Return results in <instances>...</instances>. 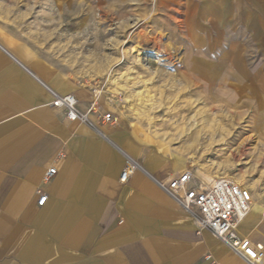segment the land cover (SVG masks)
<instances>
[{"label":"crops","instance_id":"1","mask_svg":"<svg viewBox=\"0 0 264 264\" xmlns=\"http://www.w3.org/2000/svg\"><path fill=\"white\" fill-rule=\"evenodd\" d=\"M139 5L177 15L190 79L264 109V0ZM50 89L74 93L90 121L69 120ZM107 112L111 119L101 117ZM116 112L93 87L0 30V264H207V253L217 264H248L159 185L189 168L191 156L164 148ZM52 166L57 173L45 181ZM40 191L48 196L43 205ZM260 212L251 211L240 233L264 243Z\"/></svg>","mask_w":264,"mask_h":264},{"label":"rangeland","instance_id":"2","mask_svg":"<svg viewBox=\"0 0 264 264\" xmlns=\"http://www.w3.org/2000/svg\"><path fill=\"white\" fill-rule=\"evenodd\" d=\"M150 10L139 0H0V30L35 59L93 87L164 148L187 152L186 170L203 168L206 180L230 177L251 189L261 217L260 101L219 95L190 79V47L174 25L177 15Z\"/></svg>","mask_w":264,"mask_h":264},{"label":"built area","instance_id":"3","mask_svg":"<svg viewBox=\"0 0 264 264\" xmlns=\"http://www.w3.org/2000/svg\"><path fill=\"white\" fill-rule=\"evenodd\" d=\"M50 91L53 94L52 105L64 109L69 120L90 121L88 113L79 108V101L74 93L60 94L52 89ZM90 111L98 112L96 101L91 103ZM101 117L111 119L112 112ZM63 156L61 154L58 158L62 159ZM135 167L136 163L127 166L121 180L126 181ZM56 173V166L50 167L45 174V181H49ZM159 185L194 215L200 229L212 231L248 264H264V243L240 233V225L249 216L254 203L251 189L230 177L206 180L203 168L186 170L170 181L159 182ZM39 194L38 204L43 205L48 196L41 191ZM262 219L264 221V211ZM205 259L207 264H217L211 253H207Z\"/></svg>","mask_w":264,"mask_h":264},{"label":"bare ground","instance_id":"4","mask_svg":"<svg viewBox=\"0 0 264 264\" xmlns=\"http://www.w3.org/2000/svg\"><path fill=\"white\" fill-rule=\"evenodd\" d=\"M173 48H174V46H173ZM200 69V68H199ZM204 70V69H203ZM205 73V72H204ZM204 75V74H203ZM253 207H251V211H253V209H254V206H255V204L253 203V205H252Z\"/></svg>","mask_w":264,"mask_h":264}]
</instances>
